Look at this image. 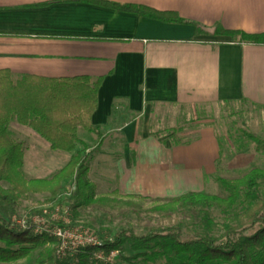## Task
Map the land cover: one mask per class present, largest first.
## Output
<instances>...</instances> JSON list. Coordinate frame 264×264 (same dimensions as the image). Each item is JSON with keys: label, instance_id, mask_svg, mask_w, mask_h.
<instances>
[{"label": "crops", "instance_id": "crops-1", "mask_svg": "<svg viewBox=\"0 0 264 264\" xmlns=\"http://www.w3.org/2000/svg\"><path fill=\"white\" fill-rule=\"evenodd\" d=\"M100 1L175 13L185 23L81 0H0V70L15 82L27 75L104 78L92 117L101 135L79 129L81 144L68 153L70 161L88 145L97 188L96 160L98 166L113 160L127 194L167 197L199 188L217 169L215 132L201 129L190 145L165 144L150 131L153 108L240 102L264 108V45L215 35L219 28L264 34V0Z\"/></svg>", "mask_w": 264, "mask_h": 264}, {"label": "trees", "instance_id": "trees-1", "mask_svg": "<svg viewBox=\"0 0 264 264\" xmlns=\"http://www.w3.org/2000/svg\"><path fill=\"white\" fill-rule=\"evenodd\" d=\"M81 2L165 23H185L175 13L100 0ZM198 32L204 30L198 28ZM215 35L231 37L239 44L264 45V34L219 28ZM103 81V77L92 80L88 76L57 79L27 75L15 82L10 71L0 70V264L30 261L37 251L35 264H264V168L251 169L240 178H218L222 195L188 191L156 208L169 215L179 212V208H190L200 216L199 225L204 234L189 239H184L183 221L143 235L133 229H121L111 240L100 238L102 246L97 250L86 247L75 253L68 251L64 258H59V240L35 231L32 219L42 216L43 211L31 210L26 227L16 221L22 200L30 195L57 199L63 182L69 179L73 190L67 204L70 203L73 221L81 209L98 201L97 185L89 179L92 155L88 153V145L82 143L83 149L73 154L52 178L28 180L23 172L25 146L7 127L16 122L36 133L52 150L71 154L81 144L79 129L101 135V127L92 125V117L98 108ZM177 134L172 138V146L190 145L196 140L183 141ZM245 135L255 144L256 151L264 154V140L249 133ZM100 147L101 141L96 151ZM126 246L133 252L131 257L121 254ZM97 251H103L106 257L117 252V260L97 259Z\"/></svg>", "mask_w": 264, "mask_h": 264}, {"label": "rangeland", "instance_id": "rangeland-1", "mask_svg": "<svg viewBox=\"0 0 264 264\" xmlns=\"http://www.w3.org/2000/svg\"><path fill=\"white\" fill-rule=\"evenodd\" d=\"M14 126L24 130L18 131ZM208 127L215 132L222 150L216 172L203 178L201 186L192 191L222 195L220 185L217 183L218 178H240L251 169L264 168V154L257 152L255 144L245 135L249 133L264 140V108L248 102L215 104L196 110L163 105L153 108L150 119L151 134L154 133L153 136L156 139L170 145L177 132L178 139L195 140L199 136V131ZM7 129L25 146L27 156L23 172L28 180L50 179L68 163V153L53 151L50 145L32 130L21 127L16 122L9 125ZM97 161L92 164L91 176L99 186L96 192L98 201L89 208L81 209L76 221H73L71 217L70 230L76 229L75 227L85 228L102 240L107 238L111 240L121 229H133L138 235H143L152 229L183 221L185 223L184 239L204 234L203 227L199 225L200 216L190 208H183V210L179 208V212L171 215L156 211L158 206L172 202L187 193L188 189L167 197L127 194L125 190H121L119 181L116 180L113 160L107 161L102 166H98ZM71 181L72 179L63 182V189L57 199L49 200L47 195H30L28 199L22 200L16 221L28 219L31 210L51 212L58 206L68 203L69 193L73 190ZM4 187L8 188V184L4 183ZM68 205L70 207V203ZM36 232L40 234L44 231L36 229ZM47 234L52 235V233ZM59 248L60 244L57 250ZM113 253L116 256L117 252ZM38 254L37 251L32 260L19 264H35ZM100 254H103L100 260L110 261L112 253L106 257L103 251H97L96 258L99 259ZM121 254L124 257H131L133 252L126 246ZM117 256L113 260H117Z\"/></svg>", "mask_w": 264, "mask_h": 264}, {"label": "built area", "instance_id": "built-area-1", "mask_svg": "<svg viewBox=\"0 0 264 264\" xmlns=\"http://www.w3.org/2000/svg\"><path fill=\"white\" fill-rule=\"evenodd\" d=\"M70 194L71 193H69V196ZM32 221L35 225V231L36 229H41V231H44L42 233L47 232L52 233V236L56 235L55 237H57L60 244L57 254L61 258L64 257L68 251L75 253L78 251V248L102 246V240L90 230L79 227H75L76 229L70 230L72 220L70 207L67 203L62 206H58L57 209L51 212L44 210L42 216H36L32 219ZM18 223L23 227H26L27 220L24 219L22 221H18ZM116 256L115 253H112L110 261H113ZM98 257H100L99 259H102L103 254L98 255Z\"/></svg>", "mask_w": 264, "mask_h": 264}]
</instances>
